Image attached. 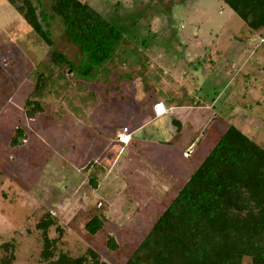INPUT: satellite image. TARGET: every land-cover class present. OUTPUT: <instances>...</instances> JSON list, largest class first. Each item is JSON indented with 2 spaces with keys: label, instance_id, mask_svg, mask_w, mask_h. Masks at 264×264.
<instances>
[{
  "label": "rangeland",
  "instance_id": "1",
  "mask_svg": "<svg viewBox=\"0 0 264 264\" xmlns=\"http://www.w3.org/2000/svg\"><path fill=\"white\" fill-rule=\"evenodd\" d=\"M81 1L122 33L89 77L54 69L48 46L0 0V264L7 243L13 264H41L37 225L47 213L57 222L50 238L63 232L58 251L93 249L105 264H125L231 126L264 144V35L222 0ZM52 40L78 63L59 24ZM30 99L44 106L36 119L24 115ZM155 101L168 109L162 119ZM18 127L25 143L12 148ZM124 128L127 145L118 141ZM94 215L105 225L92 237L85 225Z\"/></svg>",
  "mask_w": 264,
  "mask_h": 264
},
{
  "label": "trees",
  "instance_id": "2",
  "mask_svg": "<svg viewBox=\"0 0 264 264\" xmlns=\"http://www.w3.org/2000/svg\"><path fill=\"white\" fill-rule=\"evenodd\" d=\"M6 1L48 46L50 64L63 74L71 69L82 77L91 76L113 58L122 43L121 31L87 2ZM222 1L250 33L264 29V0ZM54 24H59L67 39L79 49L77 64L55 49ZM43 112L42 102L27 100V119H36ZM25 139V130L18 127L10 145L21 147ZM90 183L97 188L94 179ZM56 223L47 213L37 225L43 242L41 264H105L93 249L76 258L58 251L62 230L57 228V239L49 236V229ZM104 225V218L94 215L86 223L85 231L95 237L103 232ZM106 247L111 251L118 249L112 236L108 237ZM2 248L10 254L1 263L13 264L12 245L3 244ZM246 258L251 264H264V144L231 126L158 216L125 264H243Z\"/></svg>",
  "mask_w": 264,
  "mask_h": 264
},
{
  "label": "built area",
  "instance_id": "3",
  "mask_svg": "<svg viewBox=\"0 0 264 264\" xmlns=\"http://www.w3.org/2000/svg\"><path fill=\"white\" fill-rule=\"evenodd\" d=\"M154 113L156 117H162L168 113V109L163 103H156L153 106ZM129 129L124 128L123 133L118 137V141L120 144L127 145L131 142V138L128 135Z\"/></svg>",
  "mask_w": 264,
  "mask_h": 264
},
{
  "label": "crops",
  "instance_id": "4",
  "mask_svg": "<svg viewBox=\"0 0 264 264\" xmlns=\"http://www.w3.org/2000/svg\"><path fill=\"white\" fill-rule=\"evenodd\" d=\"M257 32H258V33H261L262 35H264V29H261V30H259V31H257ZM263 37H264V36H263ZM262 41H263V39H262ZM156 103H163V102H162V101H155V102L153 103V106H154V104H156ZM163 104H164V103H163ZM166 108H167V107H166ZM151 111H152V113H153L155 119H162V118H164V117L169 113V112H168L166 115H164V116H162V117H156V115H155V113H154V110L152 109Z\"/></svg>",
  "mask_w": 264,
  "mask_h": 264
}]
</instances>
